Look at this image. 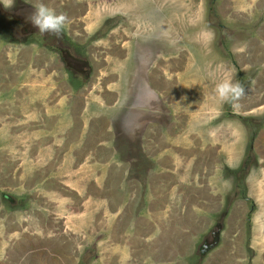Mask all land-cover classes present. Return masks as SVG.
<instances>
[{"label": "rangeland", "instance_id": "rangeland-1", "mask_svg": "<svg viewBox=\"0 0 264 264\" xmlns=\"http://www.w3.org/2000/svg\"><path fill=\"white\" fill-rule=\"evenodd\" d=\"M12 1L0 3L9 7ZM19 1L32 12L44 3L57 14L65 13L69 22L63 43L88 67H82L85 71L80 74L62 63L50 37L41 33L26 41L24 36L0 33V264H67L62 258L56 261L67 253H71L69 264H211L219 261L214 252L229 241L243 242L242 261L237 264H264V255L257 251L264 247V108L257 114L247 109L253 105L249 101L264 103V76L258 79L264 62L242 70L237 63L243 55L232 54L239 44L242 48L237 51H245L243 41L264 20L256 13V4L252 0ZM248 12L253 20L242 22ZM219 23L225 27L224 36L233 31L227 44L220 42V29L215 27ZM134 41L152 45L148 56L153 61L140 59L141 71L133 62ZM35 49L53 54L55 79L70 86L64 98L55 96V79L48 69L41 73L49 80L41 79L37 71L31 76L27 57ZM186 67H200L202 72L205 67L211 81L226 75L233 82L240 78L247 89L232 103L218 98L204 103L221 110L217 122L231 120L230 128L240 134L234 137L237 142L244 138L243 147L231 155L232 168L220 171L217 181L224 183L222 191L212 178L205 184L202 177L200 183L193 155L186 154L199 147L195 140L203 139L196 138L201 133L180 139L160 126L166 127L169 116L174 121L172 104L178 95L189 92L197 100L194 105L201 102L195 94L199 76L203 85L207 81L202 73L179 79L177 74ZM147 68L154 74L146 91L164 108L167 121L151 125L157 130L147 140L139 135L136 150L142 163L132 165L127 161L125 134L138 121L130 115V108L140 101L134 99V74L144 75ZM111 87L119 91L114 96L103 92ZM168 90L179 94L169 95ZM254 132L252 159L244 166ZM204 153L203 158L210 151ZM114 175L119 180H113ZM212 193L216 198L208 201ZM190 199L196 202L195 214L202 225L184 248L183 241H170V236L185 226L178 213ZM209 202L213 208H207ZM219 227L220 244L201 253V241L204 237L212 241L211 232ZM228 246L233 252L235 245Z\"/></svg>", "mask_w": 264, "mask_h": 264}, {"label": "crops", "instance_id": "crops-1", "mask_svg": "<svg viewBox=\"0 0 264 264\" xmlns=\"http://www.w3.org/2000/svg\"><path fill=\"white\" fill-rule=\"evenodd\" d=\"M253 3L256 4V13L262 14L263 19H264V0H252V4ZM230 7H232V4H230ZM231 9H232V11H234L233 8H231ZM244 9H245V7L240 11V13L241 12L244 13ZM247 10L248 9H246L245 12ZM249 13H251V12L247 13L248 16L245 17L243 20H241L242 22L248 23L250 21V19L252 17L249 15ZM251 20H253V19H251ZM215 27L220 29V32H219L220 42L223 39H228V40H226V44H227V42L231 39L230 35L233 34V32L229 33V31H228L227 32L228 35L224 36L223 33H224L225 27L223 25H220V23L216 24ZM243 43H244L243 45H245L244 46L245 51H242V50L237 51L239 46L242 48V45L239 44L237 46V49L232 52L233 55H235L236 53L238 55H241V56L243 55V57L237 63V64H239V66H238L239 68H241L242 70H247L248 68H250L254 65H257V64L260 65L261 62H264V20L259 24L254 35L250 36V37L248 36V38L245 41H243ZM30 51L31 52H29V55L30 54H32V55L27 57V63H28L27 68L31 69V76L32 77L35 76V72L37 71V76H39V77L41 76V79H43V80H49L48 76H42L43 73H41V71H45L46 69H48V71L51 72L49 74L52 75L51 79L53 78V80H54L56 78V76H58V75L53 72L54 66L52 65V63L55 60L53 54L50 51L41 50V49H35L34 51H32V50H30ZM202 66H203V64L201 63V67ZM198 69H199V71H198ZM198 69H196L195 67H186L181 71L179 70L180 72L177 74V76L179 79H184L185 77L195 76V75H199L202 73L201 74L202 77L204 78L205 82L206 81L207 82H206V84L203 85L202 84V82H203L202 78H201V76H199L200 77L199 78L200 84H197L198 85L197 88L199 91L202 88L204 90H202L200 92L195 91V94L198 93L197 95L200 98V101H201L200 104L194 105L197 100H192V95L189 92H187V94L178 95V98L176 99L175 103L172 104L173 110H174V121H172V119H171L172 117H170V116H169L168 121L165 117L164 121H167L166 127H165V124L160 125V126L162 128H165V131L168 135H171L172 132H175L176 135H178V138H180V139H183L185 136H186V138H187V136L191 137V135H193L195 137L197 133H201V134H198L196 136V138L200 137L202 135L203 139L197 138L195 140V143H198L199 147L195 148V150L193 149L194 151H191V153L186 152V154L187 155L188 154L193 155V160L195 161L193 166H194L195 172L199 173V177L197 179L200 181V183H201L202 177H204V183L205 184H207V181L210 178L215 180V181H213L214 183H218V181H217L218 177L222 178L220 171L223 170L225 172V168H227V169L232 168L231 165H232L233 159H232L231 155L234 156L235 151L240 150V148L243 147L242 146L243 143L241 144V142H243L244 138L241 137L239 139L240 142H237V139H235L234 137L240 136V134L238 132H235V130L230 128L231 120H230V122H228V121L227 122L226 121L217 122V117L220 116L221 110L209 109L204 105L205 102H208V101L212 102L213 100L217 99L215 91H214L215 87L218 83H221L222 81H224L225 77L227 75L222 77L219 80L211 81V80H207V77H206L207 72L205 71V67L203 68L204 72H202L200 70L201 69L200 67ZM232 70L235 71L233 68L231 69V71ZM225 71H228V68ZM181 73H182V75H180ZM152 74H154L153 70L151 72V75ZM258 74H259L258 79H260L261 77L264 76V67L263 68L260 67ZM210 76H211V74H210ZM176 79H177V77L175 78V80ZM263 79H264V77H263ZM186 80L187 79H185V81ZM54 81L56 83V86L53 87V92H55L57 90V92L55 93V96L59 97V98H61V97L64 98V95L67 93L70 86L67 84L66 81L63 82V80L62 81L60 80L61 81L60 82L57 79H55ZM112 83L114 84V82H112ZM39 84H42V82ZM186 85H185V88H186ZM178 88H177V90H179ZM117 91L118 90L116 88L111 87V89L106 88L103 92L107 93L108 96L110 94L112 96H114L117 93ZM63 93H65V94H63ZM177 93H178V91H177ZM177 93H176V95H177ZM258 93H262V90L259 89ZM168 94L169 95L171 94L173 96L175 95L172 90H168ZM49 101L47 99L48 103L52 102L51 99ZM56 101H57L56 106H58L60 101H58L57 98H56ZM65 101H67V100H65ZM169 102H172V100L169 99ZM248 103L253 104L252 106H247L248 111L253 112V114H257L259 112L260 108H264L262 106L264 103L259 104V101H249ZM114 104H116V103H114ZM203 105H204V107H203ZM227 113L229 114L228 111H227ZM231 114H234V113H231ZM164 121L161 124H163ZM154 124L158 125L160 123L155 122L153 120L147 122V124L144 128V132L142 133V135H140L141 140L142 139L145 140V138L147 140V137L151 136V134L154 133L156 126L155 127L151 126ZM149 132H152V133H149ZM240 132L242 135L241 128H240ZM202 143H207V145L201 146ZM104 149H102V150L104 151ZM205 151H208V153L210 151V154H209V156L206 155V157L203 158V155H205V153H204ZM219 156L221 157L220 160H219ZM217 162L220 163V166H218L216 164ZM115 175H117V173H115ZM115 175L112 176L113 177L112 179L113 180H115V179L119 180V178ZM218 184H215L216 189L222 191L224 189L223 188L224 183L221 182L219 185ZM210 196H211V198H209L208 201H212L213 199L216 198L213 193L210 194L208 197H210ZM190 200H191L190 203L185 204L183 212L178 213V215L183 220V226L184 225L185 226L183 228L181 226L178 230H176L175 229V227L177 225L176 221L180 220V218L175 219V223H173L174 224L173 227H174L176 232L173 231V234L170 236L173 238L172 240H170V237H168V241L169 240L170 241H183V245L181 247H184V248L187 246L186 245L187 241H190L191 235H193V233H195V232L197 233V231L201 229V225H202V222H201L202 220L200 218H198L195 214L196 202L195 201L192 202V199H190ZM185 213H188V214L184 215ZM182 215H184V217H182ZM188 215H190V216L187 217ZM198 220H199V223H198ZM260 230H262V229L257 228V231H260ZM254 239L259 241L260 238L256 236V237H254ZM228 244L234 245L233 242H229ZM228 244L223 247L222 251L214 252V257H216V260H219L220 262H221V260H224L225 262L223 264H235V256H234V254H232L233 252L231 250H229V249H231V247H229ZM262 244L263 243H261V245ZM185 250H187V249H183V251H185ZM257 251H259V253H261L260 255H262V256L264 255V247H262V246L257 247ZM64 254H65V252H64ZM57 257L58 258H56L57 259L56 261H59V259L62 258V260H60V261H62L63 263H67V264L71 263L70 262L71 253H67V256L66 255H60ZM209 258H210V256H209ZM219 261L216 262L213 260L211 264H221Z\"/></svg>", "mask_w": 264, "mask_h": 264}, {"label": "flooded vegetation", "instance_id": "flooded-vegetation-1", "mask_svg": "<svg viewBox=\"0 0 264 264\" xmlns=\"http://www.w3.org/2000/svg\"><path fill=\"white\" fill-rule=\"evenodd\" d=\"M34 1V0H33ZM33 12L31 11V9L23 4L20 3L19 0H13L11 3V6H3L0 3V33L5 34V32L7 31V35H11L10 37H21L24 38V41H26L27 37L29 35H34L35 33H40L38 28H36L28 19L27 17L32 14ZM233 32V31H232ZM24 36V37H23ZM50 37L52 43L55 45V51L57 56L59 57L60 61L62 63H67L70 64V67H72V69L76 70L78 73L83 74V72L85 70L81 69L82 67H88L87 64L81 59V57L79 59L75 58V56H78L76 53H74V57L71 55L70 51H71V47H67L68 45H65L63 43V41H65L62 37V35L57 38L54 35H48V34H42V37ZM224 43H226V40L228 39H223ZM222 40V41H223ZM66 42V41H65ZM134 47L136 49V58L133 59V62L135 64L136 67H138V71H141L140 67H143L142 61L148 63V62H152V58L149 59L148 53H149V44H144L141 45L138 41H134ZM70 49V51H69ZM72 52V51H71ZM140 54V56H139ZM82 61H81V60ZM141 59V60H140ZM80 60V61H79ZM141 64V65H139ZM151 72L152 70L149 68H147V71L144 72V75L140 74V73H135L134 77L136 78L134 80V84L136 83L137 87L133 90L134 91V99L137 100L138 97H140V101H138L137 105L130 108V115H132V120L138 119L137 123L135 122L134 124V129L132 130V132H128L129 135L125 136L128 139V154L129 157L127 159V161L129 163H131L132 165L134 163H142V155L140 153V157H137V153L138 151L136 150V145H137V141L139 139V135H142V133L144 132V128L147 124V122L149 121H155V122H163L165 119V115L166 113L164 112V108L162 106H160L159 102L157 100H155L154 98V94H150L148 93L146 85H148V82L150 80V76H151ZM88 78V76H87ZM138 79H142L144 81H140L137 80ZM138 82V84H137ZM145 83V85H144ZM149 86V85H148ZM133 99V100H134ZM131 104V103H130ZM136 126V127H135ZM124 135V134H123ZM207 208H213L212 204H208ZM217 227V226H216ZM215 230L211 232V239L212 241H208L207 237H204V241H201L202 245H200L201 247L198 249L202 252L205 251V248H216L219 244V231H221L220 227L219 228H214ZM216 231H218V234H216ZM223 242V241H221ZM229 242H233L234 243V251L232 254L235 255L236 257V263H239L242 261V256H241V251L243 250V242L241 241H229ZM224 243V242H223ZM210 244H212V246H210ZM207 246V247H206ZM224 247V246H223ZM223 247L219 248L217 251L220 252L222 251ZM250 250H256L255 248L249 246ZM230 250V249H229ZM215 251V252H217ZM54 264V263H53Z\"/></svg>", "mask_w": 264, "mask_h": 264}, {"label": "clouds", "instance_id": "clouds-1", "mask_svg": "<svg viewBox=\"0 0 264 264\" xmlns=\"http://www.w3.org/2000/svg\"><path fill=\"white\" fill-rule=\"evenodd\" d=\"M27 19L38 28L41 34L54 35L57 38L62 35L65 25L69 22V17L65 13L57 14L44 3H38L35 11ZM214 91L221 103H232L247 94L244 85L239 81L233 82L231 79L218 83Z\"/></svg>", "mask_w": 264, "mask_h": 264}, {"label": "trees", "instance_id": "trees-1", "mask_svg": "<svg viewBox=\"0 0 264 264\" xmlns=\"http://www.w3.org/2000/svg\"><path fill=\"white\" fill-rule=\"evenodd\" d=\"M240 77H241V76H240ZM238 81H239L240 83H242V80H241L240 78L238 79ZM248 122L253 124V120H252V119H248ZM255 133H256V132H254V133H253L254 135L251 136L250 139H249V144H248V154H247V156H246V159H245L244 162H243V165H244V166H247L248 164H246V163H249V161L252 159V158H251L252 156L250 155V148H251V146H252L251 144H252V141H253V139H254V137H255ZM4 196H5V195H4ZM4 196H3V197H4Z\"/></svg>", "mask_w": 264, "mask_h": 264}, {"label": "water", "instance_id": "water-1", "mask_svg": "<svg viewBox=\"0 0 264 264\" xmlns=\"http://www.w3.org/2000/svg\"><path fill=\"white\" fill-rule=\"evenodd\" d=\"M216 234H218V231H216ZM210 246H212V244H210Z\"/></svg>", "mask_w": 264, "mask_h": 264}]
</instances>
